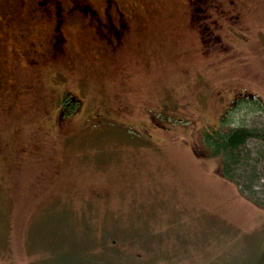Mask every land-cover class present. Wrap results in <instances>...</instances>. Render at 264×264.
Returning <instances> with one entry per match:
<instances>
[{
  "label": "rangeland",
  "instance_id": "rangeland-1",
  "mask_svg": "<svg viewBox=\"0 0 264 264\" xmlns=\"http://www.w3.org/2000/svg\"><path fill=\"white\" fill-rule=\"evenodd\" d=\"M118 1L115 51L3 24L0 264H264V0ZM240 125L228 167L206 134Z\"/></svg>",
  "mask_w": 264,
  "mask_h": 264
},
{
  "label": "flooded vegetation",
  "instance_id": "flooded-vegetation-1",
  "mask_svg": "<svg viewBox=\"0 0 264 264\" xmlns=\"http://www.w3.org/2000/svg\"><path fill=\"white\" fill-rule=\"evenodd\" d=\"M125 8L118 0H103L100 8L94 5L93 0H0V34L6 20H30L36 17L46 20L52 23V46L58 55H62L65 53L67 40L65 23L69 18L81 16L84 26L92 30L107 45L108 50L115 51L126 43L131 19L135 17L133 8ZM190 20L192 21L191 16ZM29 45L36 47L33 41H29ZM63 98L62 95L60 106L64 104ZM101 195L104 196L105 193Z\"/></svg>",
  "mask_w": 264,
  "mask_h": 264
},
{
  "label": "trees",
  "instance_id": "trees-1",
  "mask_svg": "<svg viewBox=\"0 0 264 264\" xmlns=\"http://www.w3.org/2000/svg\"><path fill=\"white\" fill-rule=\"evenodd\" d=\"M259 106L263 103L257 101ZM261 136L253 128L240 125L234 128H229L226 132L214 133L207 132L206 139L209 145L213 148V154L219 155L220 153L226 154V165L233 167V164L238 163L241 157V148L245 146L249 138ZM251 178V177H250Z\"/></svg>",
  "mask_w": 264,
  "mask_h": 264
}]
</instances>
